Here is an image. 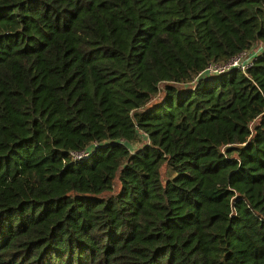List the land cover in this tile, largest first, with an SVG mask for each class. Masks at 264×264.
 <instances>
[{
	"label": "trees",
	"instance_id": "trees-1",
	"mask_svg": "<svg viewBox=\"0 0 264 264\" xmlns=\"http://www.w3.org/2000/svg\"><path fill=\"white\" fill-rule=\"evenodd\" d=\"M0 264H264V0H0Z\"/></svg>",
	"mask_w": 264,
	"mask_h": 264
},
{
	"label": "built area",
	"instance_id": "built-area-1",
	"mask_svg": "<svg viewBox=\"0 0 264 264\" xmlns=\"http://www.w3.org/2000/svg\"><path fill=\"white\" fill-rule=\"evenodd\" d=\"M253 51H242L238 55L230 58L228 61L221 63V62H211L209 63L204 72L207 73H222L224 71L229 70L233 67H238L241 70H245L247 66L251 63V54ZM247 54V55H246ZM246 55L245 57H243ZM73 158H82L88 155V151L81 150V151H71Z\"/></svg>",
	"mask_w": 264,
	"mask_h": 264
},
{
	"label": "rangeland",
	"instance_id": "rangeland-1",
	"mask_svg": "<svg viewBox=\"0 0 264 264\" xmlns=\"http://www.w3.org/2000/svg\"><path fill=\"white\" fill-rule=\"evenodd\" d=\"M260 47V45L258 46V47H254V49H252L251 51H257L258 50V48ZM250 51V52H251ZM247 55V54H246ZM246 55H244L243 57H245ZM159 97H160V93H158L154 98H153V100L152 101H156L157 99H159ZM163 172H164V167H163Z\"/></svg>",
	"mask_w": 264,
	"mask_h": 264
},
{
	"label": "water",
	"instance_id": "water-1",
	"mask_svg": "<svg viewBox=\"0 0 264 264\" xmlns=\"http://www.w3.org/2000/svg\"><path fill=\"white\" fill-rule=\"evenodd\" d=\"M235 146H236V147H242L243 144H236Z\"/></svg>",
	"mask_w": 264,
	"mask_h": 264
}]
</instances>
